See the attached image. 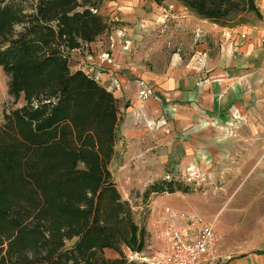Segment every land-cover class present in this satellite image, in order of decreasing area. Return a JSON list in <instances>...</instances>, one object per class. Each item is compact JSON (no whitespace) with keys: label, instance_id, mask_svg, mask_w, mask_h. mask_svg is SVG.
Returning a JSON list of instances; mask_svg holds the SVG:
<instances>
[{"label":"trees","instance_id":"obj_1","mask_svg":"<svg viewBox=\"0 0 264 264\" xmlns=\"http://www.w3.org/2000/svg\"><path fill=\"white\" fill-rule=\"evenodd\" d=\"M102 1L0 0V68L23 101L0 121V264H147L125 255L144 250L147 232L108 168L118 100L70 64L105 30ZM178 1L219 26L262 18L256 0ZM188 190L166 177L142 197L149 210L152 196Z\"/></svg>","mask_w":264,"mask_h":264},{"label":"crops","instance_id":"obj_2","mask_svg":"<svg viewBox=\"0 0 264 264\" xmlns=\"http://www.w3.org/2000/svg\"><path fill=\"white\" fill-rule=\"evenodd\" d=\"M256 3L262 18L232 27L219 26L182 6L185 10L177 14L181 24L204 35L193 53L173 52L163 69L129 65L122 72L100 68L94 75L74 58L73 69L92 76L118 100V138L108 164L117 190L118 181L142 193L161 178L211 175L229 171L231 165L235 173L251 169L248 177L264 170V160L258 159L264 151V0ZM79 50L96 53L84 63L98 62V40L82 45L73 55ZM112 54L117 64L125 65L127 55L117 46ZM143 89L150 92L141 96ZM175 194L187 196L182 191L152 196L149 217L157 216L161 207L156 205L157 197ZM258 196L260 203L253 204L255 245L230 242L235 237L229 236L231 229L216 228L220 242L216 264H264V196ZM238 211V229L247 234L244 221L249 216Z\"/></svg>","mask_w":264,"mask_h":264},{"label":"rangeland","instance_id":"obj_3","mask_svg":"<svg viewBox=\"0 0 264 264\" xmlns=\"http://www.w3.org/2000/svg\"><path fill=\"white\" fill-rule=\"evenodd\" d=\"M162 1L161 5H157L151 0L102 1L98 12L104 18L106 28L94 40L100 42L101 52L97 57L98 62L88 60L84 63L87 56L96 55L94 51L87 53L79 50L76 55L71 52V69L73 70L75 60L79 62L80 67L94 75H97L100 68L107 70L112 67L114 72H122L123 67L129 65L139 69H163L173 52L178 51L182 55L193 53L197 48L196 44L201 42L198 38L204 34L201 30L198 33H193L186 25L181 24L183 22L181 17H177L178 12L185 10L181 2L178 0ZM204 40V43L208 45L209 40ZM116 46L127 55L125 65L117 64L118 59L112 54ZM87 51L89 52V48ZM7 81V76L0 68V121L4 111L19 106L23 102L21 97L14 101L8 94ZM258 159L264 160V151ZM234 167L231 165L229 171L226 172L216 171L211 175L198 174L192 175L189 179L181 178L180 181L189 183V190L183 192L187 196L181 198L175 194L157 197L156 205L195 210V213H199L205 218H214V226L217 229L224 230L229 227L231 229V232L228 231L229 236H235L230 239V242L244 243V241H248L254 246L256 242L254 234L256 212L253 211L255 208L253 204L256 203L258 206L260 203L258 195L264 196V181L261 180L264 178V170L256 171L248 177L251 169H243L242 172L235 173ZM252 178L254 181L251 180ZM118 185L120 196L131 207L133 219L144 224L147 232L144 250L141 253L133 254L124 250L125 255L131 256V259L138 262L156 264V260L153 262V258L156 257L155 253L161 250L163 245L152 233L149 217L152 211V202L149 204L150 209L147 210L145 200L138 189H126L123 181H118ZM238 209L249 216L244 221L247 234L238 229L241 223V217H239L241 212ZM262 211H264V205ZM69 244L70 242H66V245ZM161 245L162 247L159 249ZM219 251L220 242L217 247V255ZM103 253L106 256H115L110 250H104Z\"/></svg>","mask_w":264,"mask_h":264},{"label":"built area","instance_id":"obj_4","mask_svg":"<svg viewBox=\"0 0 264 264\" xmlns=\"http://www.w3.org/2000/svg\"><path fill=\"white\" fill-rule=\"evenodd\" d=\"M241 35H244L241 33ZM150 91L143 89L141 96ZM151 212L153 209L151 208ZM153 236L162 242L156 264H216L219 235L214 218L185 208L162 206L150 217Z\"/></svg>","mask_w":264,"mask_h":264}]
</instances>
